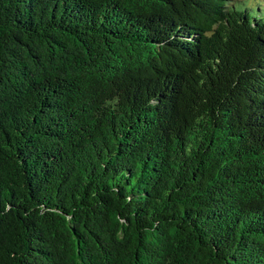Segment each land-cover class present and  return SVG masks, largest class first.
Masks as SVG:
<instances>
[{
	"label": "trees",
	"instance_id": "16d2710c",
	"mask_svg": "<svg viewBox=\"0 0 264 264\" xmlns=\"http://www.w3.org/2000/svg\"><path fill=\"white\" fill-rule=\"evenodd\" d=\"M0 264H264V6L0 0Z\"/></svg>",
	"mask_w": 264,
	"mask_h": 264
},
{
	"label": "rangeland",
	"instance_id": "374dc122",
	"mask_svg": "<svg viewBox=\"0 0 264 264\" xmlns=\"http://www.w3.org/2000/svg\"><path fill=\"white\" fill-rule=\"evenodd\" d=\"M253 3L254 2H258L260 3L262 6H264V0H251Z\"/></svg>",
	"mask_w": 264,
	"mask_h": 264
}]
</instances>
